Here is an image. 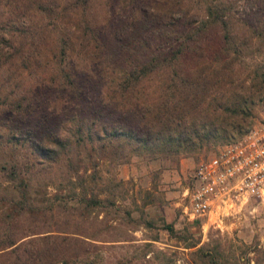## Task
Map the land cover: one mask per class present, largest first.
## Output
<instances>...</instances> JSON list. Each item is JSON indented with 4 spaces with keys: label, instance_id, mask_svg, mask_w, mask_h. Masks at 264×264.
Instances as JSON below:
<instances>
[{
    "label": "trees",
    "instance_id": "16d2710c",
    "mask_svg": "<svg viewBox=\"0 0 264 264\" xmlns=\"http://www.w3.org/2000/svg\"><path fill=\"white\" fill-rule=\"evenodd\" d=\"M226 1L205 0L201 16L191 12L192 22L179 2L144 3L131 11L124 29L115 24L100 35L80 19L89 0H0V108L10 113L0 112V178L13 183L42 173L56 185L61 180L50 174L62 166L59 173L68 182L79 179L74 186L80 189L72 200L54 191V200L36 207L55 217L53 227L16 237L8 230L14 216L35 210L15 202L18 209L0 227V264H104L99 244L105 239L85 223L89 211L115 202L86 186L81 171L91 167L88 177L95 181L101 157L176 158L211 141L234 140L249 128L255 101L264 104V61L238 81L233 66L252 41L264 48V16L233 32ZM209 23L222 28L221 41L203 50L197 37ZM41 72L60 89L53 103L84 93L87 105L65 119L51 109L56 118L50 122L37 99ZM37 105L39 121L32 115Z\"/></svg>",
    "mask_w": 264,
    "mask_h": 264
},
{
    "label": "rangeland",
    "instance_id": "374dc122",
    "mask_svg": "<svg viewBox=\"0 0 264 264\" xmlns=\"http://www.w3.org/2000/svg\"><path fill=\"white\" fill-rule=\"evenodd\" d=\"M154 1H159L160 4L170 1L184 4L181 5L182 10L189 8L186 18L191 22L195 18L190 15L191 12H194L195 16H201L205 2L89 0L80 19L88 20L100 35H106L105 30L112 25L118 24L124 29L131 20L133 9ZM224 4L229 6L225 18L228 20L227 26L232 28L233 32H238V28H243L242 24L248 20L253 22L264 16V2L261 0H227ZM81 20L78 24H81ZM221 32L222 28L217 23H209L204 27L197 37L202 49L208 50L218 46ZM260 42L252 41L236 54L233 66V77L236 81L246 76L249 66L254 62L264 61V48H261ZM74 63L77 61L74 60ZM39 74H42L43 79H40L36 86L40 87L42 94L37 99H40L41 108H45L42 112L50 122L56 118L51 115V109L58 108L61 114L58 119H65L74 110L87 105L88 95L84 93L82 98L73 100L61 95L53 103L51 98L59 95L60 89L56 82L47 83L46 74ZM26 76L28 77L27 74ZM90 97L97 101L94 94ZM47 98L50 99L46 100ZM38 109L39 105L32 114L37 116V121L42 114ZM1 111L10 116L8 111L0 108ZM251 113L249 119L252 123L264 115V104L261 100L255 101ZM223 141H211L176 158L161 154L150 157L138 153L131 154L126 161H112L101 157L96 165L95 181L88 177L91 167L79 173L86 186L97 191L103 201L112 198L115 202L113 207L105 202V206L89 211L88 221L85 223L89 232L98 229L100 238L105 239L99 244L104 264H264V197H250L236 212L223 217L218 225L210 218L188 221L181 215L177 205L196 164L211 155ZM95 156L93 153L92 157ZM87 160L83 156L81 162L86 164ZM63 171V167L59 166L54 168L55 173L50 174L53 180H61L56 185L46 181L42 173L13 183L0 178V195L3 197L0 198V227H3L4 221L18 209L14 203L19 201H22L21 207L34 209L35 212L27 211L14 216V223L8 230H14L15 237L24 231L53 227L55 217L42 216L36 207L54 200V191L62 197H68L67 200H72L69 197H77L80 194V189L74 186L79 179L71 176L68 182L69 179L59 173ZM70 186L73 187L71 191ZM46 196L50 198L47 199ZM94 215H97V220L93 218ZM165 224H169L172 229H167Z\"/></svg>",
    "mask_w": 264,
    "mask_h": 264
},
{
    "label": "built area",
    "instance_id": "2783aa9c",
    "mask_svg": "<svg viewBox=\"0 0 264 264\" xmlns=\"http://www.w3.org/2000/svg\"><path fill=\"white\" fill-rule=\"evenodd\" d=\"M250 197H264V115L196 164L177 205L188 221L218 225Z\"/></svg>",
    "mask_w": 264,
    "mask_h": 264
}]
</instances>
